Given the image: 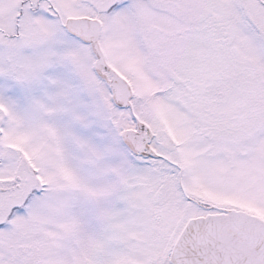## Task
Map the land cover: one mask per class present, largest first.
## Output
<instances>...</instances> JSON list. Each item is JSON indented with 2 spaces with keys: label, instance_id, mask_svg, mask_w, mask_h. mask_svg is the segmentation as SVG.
Instances as JSON below:
<instances>
[{
  "label": "snow or ice",
  "instance_id": "6c2138e0",
  "mask_svg": "<svg viewBox=\"0 0 264 264\" xmlns=\"http://www.w3.org/2000/svg\"><path fill=\"white\" fill-rule=\"evenodd\" d=\"M0 264H264V0H0Z\"/></svg>",
  "mask_w": 264,
  "mask_h": 264
}]
</instances>
